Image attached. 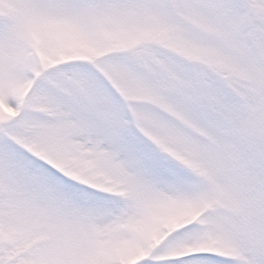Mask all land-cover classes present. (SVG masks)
<instances>
[{
	"label": "snow or ice",
	"instance_id": "obj_1",
	"mask_svg": "<svg viewBox=\"0 0 264 264\" xmlns=\"http://www.w3.org/2000/svg\"><path fill=\"white\" fill-rule=\"evenodd\" d=\"M0 264H264V0H0Z\"/></svg>",
	"mask_w": 264,
	"mask_h": 264
}]
</instances>
